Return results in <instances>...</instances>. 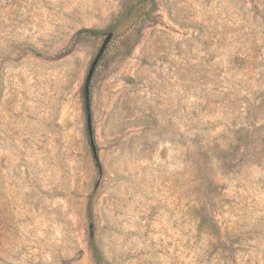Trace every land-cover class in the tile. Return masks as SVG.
<instances>
[{
    "label": "rangeland",
    "instance_id": "obj_1",
    "mask_svg": "<svg viewBox=\"0 0 264 264\" xmlns=\"http://www.w3.org/2000/svg\"><path fill=\"white\" fill-rule=\"evenodd\" d=\"M0 264H264V0H0Z\"/></svg>",
    "mask_w": 264,
    "mask_h": 264
},
{
    "label": "water",
    "instance_id": "obj_2",
    "mask_svg": "<svg viewBox=\"0 0 264 264\" xmlns=\"http://www.w3.org/2000/svg\"><path fill=\"white\" fill-rule=\"evenodd\" d=\"M113 36H114V33L111 32L106 37V39L103 42L96 58L94 59L92 65H91V68H90V70L87 74V78L85 80V85H84L85 109H86V114H87L88 130H89L90 135L92 133L91 94H90L91 81H92V78H93L94 73L96 71V68H97L100 60L102 59V57H103V55H104V53L108 47V44L112 40Z\"/></svg>",
    "mask_w": 264,
    "mask_h": 264
},
{
    "label": "trees",
    "instance_id": "obj_3",
    "mask_svg": "<svg viewBox=\"0 0 264 264\" xmlns=\"http://www.w3.org/2000/svg\"><path fill=\"white\" fill-rule=\"evenodd\" d=\"M84 32H87V33H95V32H93L91 30H84Z\"/></svg>",
    "mask_w": 264,
    "mask_h": 264
}]
</instances>
